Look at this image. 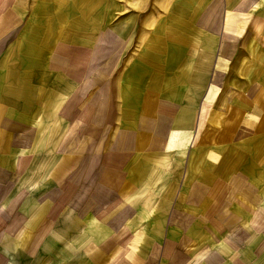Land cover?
<instances>
[{"label": "rangeland", "instance_id": "rangeland-1", "mask_svg": "<svg viewBox=\"0 0 264 264\" xmlns=\"http://www.w3.org/2000/svg\"><path fill=\"white\" fill-rule=\"evenodd\" d=\"M243 1L219 0L216 5L215 0H3L0 3V17L9 15L8 12L13 14L11 20L0 18L1 113L12 114L37 130L36 139L42 142V147L38 148L42 158L38 160L46 162L47 166H36L35 172H49L55 178L59 177L57 173H62L65 178L59 181L64 186L78 180L76 194L70 196L66 207L58 209L54 202V228L40 250L35 255L5 253L7 264H100L101 260L92 257L93 249L102 250L101 244L109 247L112 241L126 242L125 225L119 235L101 242L96 240V234L88 232L92 228L87 220L101 214L104 207V213L113 207L103 215V223L122 205L128 204V173L137 172L132 167L140 166L141 155H152L157 141L150 130L144 132L149 145L137 139L138 126L143 123L149 129L155 128L153 120L158 118L157 112H161L162 129L166 134L173 128L186 130L188 126L194 128L195 134L201 115L209 110L204 105L205 81L200 84L201 76L193 78L196 76L191 74L203 69L199 61L203 60L204 47H196V66L182 67L189 76L184 89L182 82H175V99L167 97V75L158 65L167 58V44L178 43L170 33L192 29L190 20L193 21L195 15L200 16L206 9V13L211 14L222 6L224 14L220 15L221 20H216L222 23L226 41L235 45L229 47L228 54V51L223 54L229 58L225 57L228 60L226 77L241 73L240 82L244 83V79L252 76L254 59L264 58V47H236V44L251 41L254 45H264V0H247L248 3L242 4ZM237 7L241 9L237 11ZM232 9L236 14L232 19L226 18L227 11ZM209 15L205 17L208 23L212 17ZM81 16L85 17L81 19ZM193 28L197 35L207 37L208 29ZM243 29L245 36H238L237 31ZM159 33L164 41L157 45ZM212 48L209 63L213 67L208 68L206 79L212 77L222 57L221 47ZM146 64L152 67L147 68ZM147 73L158 77L159 87L155 80L153 85L149 78H142ZM241 83H233L229 90L240 92ZM127 84L128 140H125L123 134L127 127L120 124L125 123L121 109L126 105L118 100L119 91ZM114 95H118L115 100ZM144 96L152 103L150 109L156 110V105L161 104L158 111L142 116ZM212 107L215 117L223 108L227 111L219 99L214 100ZM44 127L46 132H43ZM220 149V145L214 146L212 154L220 156ZM203 155L205 153L199 156ZM145 159L148 169L143 173H150V157ZM104 169L113 174L114 181L93 179L94 170L97 173ZM37 182L33 181L32 188L40 191L38 184L34 186ZM111 182L114 186L109 187ZM52 184V187L60 186L54 180ZM48 188L47 185L44 189ZM109 190L114 195L113 203L102 200L103 204H98L103 199L102 193ZM31 197L23 196L22 203L30 202ZM259 214L263 215L264 209ZM3 246L6 251L12 245ZM128 258L127 248L114 263L128 262ZM244 264H254L253 259Z\"/></svg>", "mask_w": 264, "mask_h": 264}, {"label": "crops", "instance_id": "crops-1", "mask_svg": "<svg viewBox=\"0 0 264 264\" xmlns=\"http://www.w3.org/2000/svg\"><path fill=\"white\" fill-rule=\"evenodd\" d=\"M244 1L242 4L248 3ZM218 2L215 0L214 5ZM221 7L215 8L211 14L206 13V9L200 16L195 15L194 24L190 20L192 29L170 33L178 43L167 44V58L158 65L165 69L167 75V97L175 99V82H182L184 89L189 76L182 67L196 66V47H204L203 60L199 61L203 69L200 73L191 74L196 76L193 78L201 76L203 80L198 83L205 81L204 105L209 110H204L201 115L195 134L190 126L186 130L173 128L166 134L162 129L161 112H157L158 118L153 120L155 128L149 129L143 123L138 126L135 132L137 139L149 145L144 132L150 130L157 141L152 155H141L140 166L132 167L137 172L128 173V204L122 205L103 223V215L113 207L106 213L104 207L101 214L92 215L87 220L92 228L88 232L96 234V240L101 242L119 235L117 233L124 225L128 232L126 242L112 241L109 247L101 244L102 250L93 249L92 257L101 260L100 264H115L114 260L121 257L127 248L128 262L117 264H244L248 259H253L254 264H264V214H259L264 209V58L254 59L252 76L244 79V83L240 82L241 73L226 77L229 58L223 54L226 51L228 54L229 47L235 45L226 41L222 23L216 20L224 14ZM240 9L237 7V11ZM227 12L228 19L236 14L233 9ZM8 13L0 18L13 19V14ZM209 14L212 15L210 23L205 18ZM193 27L208 29L207 37L205 33L202 34L205 38L197 35ZM237 35L244 37V29L238 30ZM163 41L164 36L159 33L157 45ZM212 47H221L222 57L214 74L211 72L212 77L210 75L206 79L208 68L213 67L209 63ZM236 47L264 45L241 41ZM237 59H240L239 53ZM137 67H133L131 73ZM142 78H149L153 85L155 80L159 87L158 77L147 73ZM233 83H241L240 92L229 90ZM119 93L118 101L126 105L121 109L125 123L120 126L127 127L123 136L128 140V84ZM117 96L112 98L115 100ZM217 99L224 102L227 111L222 107L224 110L215 117L212 104ZM142 104V116L161 107L157 104L156 110L150 109L152 103L145 96ZM1 107L0 104V264H7L5 253L35 255L40 250L54 228L52 223L56 211L53 212V207L63 209L67 206L70 196L76 194L75 183L78 180H74L71 186H64L59 181L65 178L62 173H57L59 177L55 178L49 172H35L36 166H47L46 162L38 160L42 158L38 150L42 142L36 139L37 130L12 114L1 113ZM43 132H46L45 127ZM22 142H25L23 146ZM217 145L221 148L220 156L212 154L213 147ZM202 153L205 155L199 156ZM147 157H150L152 167L150 173H143L148 169ZM100 178L114 181L113 174L106 169L97 173L94 170L93 179ZM34 180L38 181L34 186L38 184L40 191L32 188ZM52 180L60 186L52 187ZM47 185L49 188L44 189ZM110 185L114 186L112 182ZM35 195L40 198L36 199ZM23 196H32L30 202L23 204ZM101 197L103 199L98 204H103L100 203L102 200L113 203L114 195L110 190L102 193ZM5 243L12 245L11 249L4 251ZM19 243H22L20 248L17 247Z\"/></svg>", "mask_w": 264, "mask_h": 264}]
</instances>
